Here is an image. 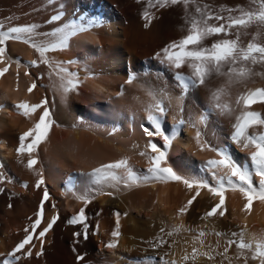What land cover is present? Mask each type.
<instances>
[{
	"label": "snow or ice",
	"instance_id": "6c2138e0",
	"mask_svg": "<svg viewBox=\"0 0 264 264\" xmlns=\"http://www.w3.org/2000/svg\"><path fill=\"white\" fill-rule=\"evenodd\" d=\"M139 2L146 5L142 12L145 28L158 19L157 11L182 9V35L155 52L153 59L160 69L153 82L141 84L148 100L141 102L143 116L139 128L145 142L138 154L146 160L147 167L137 169L131 157L124 156L100 161L90 171L68 177L66 191L85 206L67 221L71 225L82 226V231L73 233L76 237L74 245L89 237L85 208L99 195L115 198V193L122 188L182 185L189 198L178 208L177 219L188 214L202 193L214 201L200 217L203 221L226 215L228 193L239 194L243 200L241 210L246 216L251 214L255 202L264 205V112L254 108L256 105L264 108V86H251L257 79L264 80V0H246L244 5L234 7L213 6L205 0ZM65 15L64 11L52 15L47 23L53 27L46 31H41V25L36 23L8 27L0 23V78L5 77L15 65L16 90L19 91L20 69L23 67L26 69L23 76L31 81L26 88L28 95L37 88L45 91L38 102L23 99L13 105L18 115L31 122V126L19 135L15 151L18 157L26 159L27 169L34 173L35 188L42 189V199L36 218L23 229L24 236L15 247L0 258V264H20L22 258L31 259L37 244L39 250L35 255L42 256L45 237L60 218L58 213L45 218V203L51 201V196L44 172L37 167L41 164L40 153L42 145L49 143L53 129L64 127L55 118L57 96L60 104H67L70 96L80 94L84 81L95 76L87 67L82 68L78 60L65 61L55 57L69 51L75 38L103 24L99 16L78 14L65 20ZM9 42L27 45L37 58L22 64L19 58L9 55ZM42 66L46 71L41 70ZM73 67L77 70H72ZM81 68L85 72L83 78ZM143 75L151 76V72L145 70ZM45 79L48 84L41 83ZM139 80L140 74L129 72L125 83L131 85ZM48 91L52 92L51 97L47 95ZM201 92L204 95L202 100ZM124 94L122 86L118 96ZM135 99L139 100V97ZM197 100L200 106L193 111L190 105ZM169 116L173 121L171 125L167 122ZM132 120L135 122V114ZM84 124L86 121L80 117L72 128L76 130ZM186 129L194 131L192 139L200 152L214 154L212 158L195 164L193 175L179 173L170 163L175 142ZM119 130L114 124L108 135L114 136ZM136 148H141V145L137 144ZM84 152L87 158L88 150ZM240 153L246 155L240 156ZM4 168L5 165L0 163V194L4 192L3 184L13 182ZM77 176L82 177L86 184V190L81 193L75 190ZM22 186L28 187L27 184ZM50 207L55 209L56 205L51 203ZM121 215L119 211L115 213L113 239L104 245L109 250L118 247ZM182 230L193 235L191 251L185 249L179 261L169 259L175 242L170 244L165 239L164 229H161V235L142 241L156 254L130 258V264H197L201 258L217 264L218 257L219 264H225V261L232 264L229 251L233 246L237 250V260H243L244 264H248L249 259L256 264H264V233L250 234L247 224L230 233L209 231L199 226L186 228L180 224L166 235L172 236ZM209 235L224 238L222 251L219 250V242L215 247L206 245L205 238ZM166 245L165 251H157ZM73 252H76L75 246ZM76 260L78 264H89L86 254L77 253Z\"/></svg>",
	"mask_w": 264,
	"mask_h": 264
},
{
	"label": "bare ground",
	"instance_id": "6f19581e",
	"mask_svg": "<svg viewBox=\"0 0 264 264\" xmlns=\"http://www.w3.org/2000/svg\"><path fill=\"white\" fill-rule=\"evenodd\" d=\"M205 2L213 6L234 7L244 5L246 0ZM145 7L139 0H0V23L5 27L36 23L41 25V31L50 30L53 25L47 21L58 11L66 13L65 20L78 14L99 16L103 19L102 26L75 38L69 51L55 57L65 61L78 60L82 68L87 67L95 78L85 80L80 94L70 96L67 104H60L57 96V104L54 106L55 118L64 127L54 128L49 143L42 145L41 164L37 167L44 172L51 196V201L45 203V218L49 219L57 213L60 218L45 237L44 254L39 257L35 255L39 250L37 244L33 257L22 258L20 264H78L77 253L86 254L89 264H130V258L156 254L142 241L161 235V229H164L165 239L170 244L175 242L169 259L179 261L185 249L191 251L193 234L183 230L172 236H167L166 233L180 224L186 228L199 226L205 230L224 233L238 230L247 224L250 234L264 233V205L259 202L254 203L251 214L246 216L241 210L243 200L239 194L228 193L226 215L223 218L203 221L200 217L214 201L202 193L188 214L182 219H177L178 208L186 203L189 194L182 185L154 184L131 190L122 188L115 193V198L107 195L97 196L85 208L89 237L86 241L81 239L80 243L74 245L76 237L73 233L82 231V226L71 225L67 221L85 206L66 191L71 172L77 170L79 173L80 169V172L90 171L91 167L100 161L124 156L131 157V162L137 169L147 167L146 160L138 154L145 142L139 128L143 116L140 111L141 102L148 100L141 84L153 82L157 70L160 69L153 59L155 52L182 35V9L177 7L157 11L158 19L145 28L142 20ZM9 55L14 59L19 58L22 64L37 58L31 48L19 42H9ZM82 68L80 74L83 78L85 72ZM25 70L23 67L20 69L19 91L16 90L15 65L5 77L0 78V106H3V110H0V163L5 165L4 172L13 181L2 185L4 192L0 194V258L5 257L23 238V229L36 218L35 214L42 199V189L35 188L34 173L27 169L26 159L18 157L15 151L19 135L31 126V122L18 115L13 110V105L23 99L38 102L45 95L43 88H37L28 95L26 88L31 81L29 77L23 76ZM42 70L46 71L44 68ZM72 70L77 69L73 67ZM145 70L151 72V76H144ZM129 72L140 74V80L131 85L126 84ZM41 83L48 84L49 81L45 79ZM122 86L125 94L118 96ZM251 86H264V80L257 79ZM103 88L109 93H101ZM47 95L51 97L52 92L48 91ZM200 95L202 100L203 92ZM136 97H139V100L135 99ZM190 106L195 111L199 108L200 101L197 100ZM254 108L264 112V108L259 105ZM134 114L135 122L132 120ZM80 117L84 118L86 124L73 130L72 125ZM167 122L169 125L173 123L171 116ZM114 124L120 130L116 135L109 136L108 133ZM193 136L194 131L186 129L175 142L170 156V163L181 174H195V164L202 163L214 155L200 152L194 144ZM137 144L141 145V148H136ZM85 149L88 150L87 158ZM244 155L246 154L240 153V156ZM70 163L75 167L73 171L69 169ZM23 184L28 187H23ZM75 190L77 193L86 190L82 177L77 176ZM51 203L56 205L55 209L50 207ZM117 211L122 214L121 236L118 247L109 250L104 245L113 239L111 233L116 229ZM217 242L220 244L219 250L222 251L223 237L209 235L205 238L206 245L215 247ZM74 246L76 252H73ZM166 249L167 245L157 251L162 253ZM236 252L235 246L229 251L232 264H244L243 260L235 258ZM219 262L218 257L217 264ZM197 264L211 262L201 258ZM225 264L228 262L225 261ZM248 264L256 262L249 259Z\"/></svg>",
	"mask_w": 264,
	"mask_h": 264
},
{
	"label": "rangeland",
	"instance_id": "374dc122",
	"mask_svg": "<svg viewBox=\"0 0 264 264\" xmlns=\"http://www.w3.org/2000/svg\"><path fill=\"white\" fill-rule=\"evenodd\" d=\"M42 67H43V66H42ZM42 69H43V68H42ZM42 69H41V70H42ZM70 164H71V165H70ZM70 164H69V169H71V170H72L73 168H75L74 166L72 167V163H70ZM70 166H71V167H70ZM76 169H78V170H79V168H78V167H76ZM71 170H70V171H71ZM73 170H74V169H73ZM73 170H72V171H73ZM82 170H83V169H82ZM80 171H81V169L79 170V172H80ZM74 172L78 173V172H77V170H74V171H73V172H71V173H72V174H74ZM76 178H77V177H76Z\"/></svg>",
	"mask_w": 264,
	"mask_h": 264
}]
</instances>
